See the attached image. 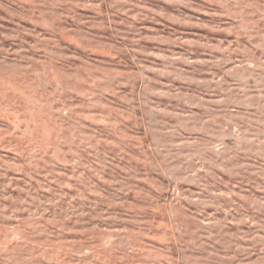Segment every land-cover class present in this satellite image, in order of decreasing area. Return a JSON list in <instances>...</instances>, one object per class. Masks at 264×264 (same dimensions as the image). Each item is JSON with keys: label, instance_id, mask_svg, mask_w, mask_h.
<instances>
[{"label": "rangeland", "instance_id": "rangeland-1", "mask_svg": "<svg viewBox=\"0 0 264 264\" xmlns=\"http://www.w3.org/2000/svg\"><path fill=\"white\" fill-rule=\"evenodd\" d=\"M0 264H264V0H0Z\"/></svg>", "mask_w": 264, "mask_h": 264}, {"label": "clouds", "instance_id": "clouds-1", "mask_svg": "<svg viewBox=\"0 0 264 264\" xmlns=\"http://www.w3.org/2000/svg\"><path fill=\"white\" fill-rule=\"evenodd\" d=\"M201 171L203 170L202 168L200 169ZM187 171V175H184V174H181L180 176H176L174 177V179L176 180L177 183H180L182 181H190V182H195V181H192V176H193V173L191 170H186ZM206 190V189H205Z\"/></svg>", "mask_w": 264, "mask_h": 264}]
</instances>
